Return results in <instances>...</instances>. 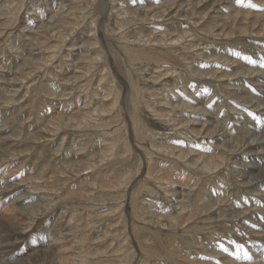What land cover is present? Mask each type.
<instances>
[{"label":"rangeland","instance_id":"1","mask_svg":"<svg viewBox=\"0 0 264 264\" xmlns=\"http://www.w3.org/2000/svg\"><path fill=\"white\" fill-rule=\"evenodd\" d=\"M97 1L0 0V257H9L0 264H264V144L254 147L257 159L244 151L254 138L264 143V0H178L171 17L160 14L173 0ZM104 1L118 7L104 10ZM124 7L126 15L118 12ZM178 7L188 16L177 15ZM206 8L209 14L194 24L198 9ZM180 28L189 32L184 45L191 58L206 55L193 61L205 72L191 74L176 48L158 62L165 65L158 69L170 71L157 83L179 71L181 83L170 86L175 105L199 104L220 132H230L228 160L212 172L199 156H224V136L202 140L184 132L194 141L150 142L133 119L150 98L132 92L130 75L158 70L144 49L158 51L161 43L149 37L175 39ZM91 29L106 46L101 39L88 47ZM109 66L117 99L98 80ZM185 85L188 93L180 89ZM185 110L173 113L178 118L163 110L161 118L175 131L184 126L181 115L202 116ZM175 151L189 156L181 159ZM191 160L196 164L189 167ZM164 175L173 181L180 175L185 187L175 188L192 190L185 218L173 209L174 198L146 187L149 180L172 189ZM243 175L255 184L243 187L236 181ZM213 214L216 219L209 218Z\"/></svg>","mask_w":264,"mask_h":264},{"label":"bare ground","instance_id":"2","mask_svg":"<svg viewBox=\"0 0 264 264\" xmlns=\"http://www.w3.org/2000/svg\"><path fill=\"white\" fill-rule=\"evenodd\" d=\"M95 1H97V0H95ZM143 1V0H142ZM142 1H140V2H142ZM145 1V0H144ZM164 1V0H163ZM193 1V0H192ZM210 1H212V0H210ZM98 2V1H97ZM112 2H113V0H112ZM198 2V1H197ZM208 2H209V0H208ZM217 2V1H216ZM219 2V1H218ZM259 2H260V0H259ZM102 3V2H101ZM154 3V2H153ZM167 3V5L165 4V6L162 8L163 10L161 11L162 13L160 14L161 16H170L171 17V9H173V6L174 5H176L177 4V6H180V5H178V0H173L172 1V3L171 4H168V2H166ZM134 4V3H133ZM132 4V5H133ZM193 4V3H192ZM191 4V5H192ZM264 4V3H263ZM262 4V5H263ZM104 10H107L108 8H110V9H114V8H116V7H118L117 6V4L115 5V4H113V3H111V6H110V4L109 3H107L106 1H104ZM131 5V4H130ZM132 5H131V7H132ZM141 5V4H140ZM143 5V4H142ZM149 5V4H148ZM200 5H201V3H200ZM199 6V5H198ZM96 7V6H95ZM142 7V6H141ZM144 7H148V6H146V4H145V6ZM175 7V6H174ZM196 7V6H195ZM206 7V6H205ZM204 7V8H205ZM133 8H135L134 6H133ZM133 8H130L129 7V9L131 10L130 12L131 13H133L132 12V9ZM138 8V7H137ZM179 8V7H178ZM203 7H201V9H202ZM214 8V7H213ZM144 8H142V10H143ZM148 9V8H147ZM158 10H161V8H157ZM179 9H181V8H179ZM201 9H198V11L196 12L197 13V17H199L198 19L196 18V20H194L193 21V23L194 24H197V22L199 21V20H202L203 18H205L206 17V15H208L209 14V12L207 11V8H206V10H204V12L201 10ZM115 10V9H114ZM200 10V11H199ZM133 11H134V9H133ZM196 11V10H195ZM118 12H122L123 14H125L126 15V13H129V10L127 9V8H123L122 10H119ZM173 12V11H172ZM177 12V15H178V13H179V15H181V16H185V17H187L188 15V12H187V10L184 12L183 11V9H181V11H179V10H177L176 11ZM206 12V13H205ZM238 12V11H237ZM241 12V11H240ZM130 13V14H131ZM135 13H138L137 11L135 12ZM134 13V14H135ZM140 13V12H139ZM146 15H145V18H146V16L149 14V12H144ZM150 13H151V11H150ZM239 13V12H238ZM157 14V13H156ZM156 14H154V15H156ZM124 15V16H125ZM141 15V14H140ZM159 15V16H160ZM175 15V14H174ZM177 15H175V17L177 16ZM190 15V14H189ZM195 16V15H194ZM234 16V15H233ZM136 17V16H135ZM140 17V19L142 18L141 16H139ZM118 18V17H117ZM120 18V17H119ZM126 18V17H125ZM151 18V17H150ZM155 18V17H154ZM160 18V17H159ZM239 18V17H238ZM121 19H122V17H121ZM156 19H157V17H156ZM162 19H164V17L162 18ZM166 19V18H165ZM164 19V20H165ZM177 19H178V17H177ZM260 19V18H259ZM114 20H116V19H114ZM125 20V19H124ZM126 20H128V19H126ZM192 20H193V18H192ZM240 20V19H239ZM47 21V20H46ZM123 21V20H122ZM143 21V20H142ZM157 21V20H156ZM166 21V20H165ZM204 21V20H203ZM258 21V20H257ZM260 21V20H259ZM115 22V21H114ZM120 22V21H119ZM136 22H137V20H136ZM139 22H141V21H139ZM241 22V21H240ZM128 23V22H127ZM205 23H206V21H205ZM66 24V23H65ZM82 24V23H81ZM121 24V22L118 24V25H120ZM125 24V23H124ZM132 24V23H131ZM263 24V23H262ZM67 25V24H66ZM114 25V24H113ZM206 26L207 25H209L208 23L207 24H205ZM36 26V25H35ZM41 26V25H40ZM115 26V25H114ZM113 26V27H114ZM128 26V25H127ZM113 27H110L111 28V30H115V28L114 29H112ZM120 28H121V26H119ZM119 27H118V29H119ZM65 28H67V27H65ZM123 28V27H122ZM130 28V27H129ZM198 28V27H197ZM96 29V28H95ZM124 29H126V28H124ZM226 29H227V27H226ZM239 29V28H238ZM120 30V29H119ZM180 31V34H179V36L177 37V38H175L174 39V36L173 37H169V34H165V35H160V36H155L154 38H150L149 37V39H148V41L147 42H150V43H153V42H155V43H161V45H159L161 48H158V49H160V50H158L157 51V49L156 48H154L155 46L153 45V46H150V48H152V49H149L148 47L147 48H145L144 47V45H142L145 49H144V51H146V52H148V57L146 58V59H148L149 60V62L150 61H155V63H158V62H160V60H166L167 61V58H165L166 56H164L165 54L168 56V57H171L172 58V56L173 55H175V54H177V53H175V49L177 48L178 49V51H181L180 52V54H177L176 56L179 58V59H182L184 62H186V66L188 67V69L191 71V74H193L194 76H197V77H202L203 76V74L202 73H204L205 72V70H203L202 71V69L200 70V69H198V68H196L194 65H193V61H194V58H200V57H205L206 55H202V53H200V52H197L196 53V55H195V57L194 58H191V56L189 55V54H191V52L189 51V47H185L186 45H184L185 44V41H187V40H185L184 41V39H185V37H187L186 35H187V33H189V32H187V31H181L182 29L180 28L179 29ZM237 30V29H236ZM239 30H241L240 32H244V33H247V32H249V30L247 29V30H245V29H239ZM91 31L93 32L92 34H93V36L92 37H90V40H91V42H89V44H88V47L89 46H96L100 41H101V39H102V37H100V35L99 34H97L96 32L98 31V30H92L91 29ZM115 31H117V30H115ZM124 31V30H123ZM122 31V32H123ZM128 31V30H127ZM221 31V33L222 34H229V36L231 35L232 36V34H235L236 33V31H233L232 33L230 32H225V29H221L220 30ZM253 31H255V30H252V32ZM138 32H142V31H138ZM137 32V33H138ZM128 33V32H127ZM132 33V32H131ZM135 33V32H134ZM178 33V32H177ZM120 35H122V34H120ZM135 36H136V34H134ZM139 35V37H140V34H138ZM141 35H143V34H141ZM153 35V34H152ZM29 36V35H28ZM130 36H132L133 37V34L131 35L130 34ZM146 35H143V38H146L145 37ZM262 36H263V34H262ZM130 38V37H129ZM142 38V37H141ZM64 39H66V38H64ZM124 39H125V37H124ZM130 39H132V38H130ZM147 39V38H146ZM126 40V42H128L127 40H128V38L127 39H125ZM142 40V39H141ZM145 40V39H144ZM134 41H135V39H134ZM130 42H133L132 40L131 41H129V43ZM191 42V41H190ZM101 43H102V45L103 46H106L105 45V41H104V39H102V41H101ZM140 43V42H139ZM131 44V43H130ZM138 44V43H137ZM146 44V43H145ZM154 44V43H153ZM250 44V43H249ZM101 45V46H102ZM133 45V44H132ZM152 45V44H151ZM125 46H127V45H125ZM129 46H131V45H128V47ZM142 46H140L141 48H142ZM146 46V45H145ZM147 46H149V45H147ZM180 46L182 47V48H180ZM97 47V46H96ZM99 47V46H98ZM138 47V46H137ZM134 48H136V47H134ZM185 48H188V50H186ZM94 49H96V48H94ZM126 49V48H125ZM127 50V49H126ZM131 50V49H130ZM136 50V49H135ZM139 50V49H138ZM163 50V51H162ZM210 51H212V52H214L215 50H211V49H209ZM154 51H156V53L157 54H155V52ZM159 51L161 52V53H159ZM151 52H154V54L153 53H151ZM209 52V51H208ZM219 52V51H218ZM141 53V52H140ZM164 54V55H163ZM135 56H136V54H134ZM141 55V54H140ZM155 55H157L158 57H155ZM161 55H163V57L162 58H160V56ZM190 57L191 59H193L192 60V62L190 61V60H188L187 61V57ZM213 56H215V53L214 54H212V55H209V58H212ZM104 57V56H103ZM220 56H218V58H219ZM145 58V57H144ZM208 58V57H207ZM136 59H138V57H136ZM140 60H142L141 58H139ZM213 59H214V57H213ZM216 59V58H215ZM132 60H134V59H132ZM219 60H221V59H219ZM233 60V59H232ZM90 61V60H89ZM139 61V60H138ZM145 61V60H144ZM140 62V61H139ZM233 62V61H232ZM154 63V62H153ZM175 63V62H174ZM229 65V64H228ZM163 66H165V65H163V64H160V63H158V66L156 67V69H158V68H162ZM132 71H134L133 69H132ZM168 71H170L169 69H168ZM168 71H165V70H162V69H158V70H156L155 72H153L151 75H145L144 74V76L143 77H138V75H135V74H133V75H130V79H131V83H130V86H131V89H132V92L133 93H135V94H137V95H139V94H141L142 92H143V94H144V96H147V97H149L150 99H148L149 101H142L141 103L143 104V106H144V104L146 105V107L143 109V108H141V109H139V112L135 109V111L137 112L136 114H135V116L133 117V119H134V123L137 125V127H139L140 128V130L143 132V135H145V137H147L148 139H149V141L150 142H153L154 140H157L156 139V137H160L161 139L163 138L164 140L165 139H172V140H176V139H180V140H187V141H191V142H193L194 140V138L193 139H191V140H188L189 138H187L186 136L187 135H189L190 134V132H191V136H196L197 138H198V135L200 136V137H202V140L205 138V137H210V138H213V137H217V138H215L217 141L218 140H220V138H221V135H222V137L224 136V140L225 141H222V142H224V143H222V145H224V147L226 148V149H224L226 152H225V155L224 156H221V157H219L218 156V158L215 156V157H213V156H211V159L207 156V154H206V157H203L204 156V154H201L199 157H201L202 159H204V165H203V162H202V167L204 168V170H206V171H215L216 169H218V166H219V164H222L226 159L228 160V158H226V157H228V154H230L229 152L230 151H228L227 150V148H230V146L232 145V143L228 140L229 138H231V136L228 134V132L229 131H224V132H220V131H222V130H220L219 128H218V126L216 125V121H214V120H212V118H211V113H209V112H207V110L205 109V107H198L197 105H199V104H197V105H192V104H187L186 102H184V101H182L181 100V103L180 104H178V106L177 105H175V104H177V102H173V100H176V99H173V98H175V96H177V94H174V89H171L170 88V86H171V84L172 85H174V84H178V83H181V81H180V76H181V73L179 72V71H177V70H173V76H171L170 78H171V80H168L167 78V81L166 80H164V81H166V82H164L163 84L162 83H157V80H158V76H160V75H164V76H166V75H168V73L166 74V72H168ZM186 71H188V70H186ZM165 72V73H164ZM207 72V71H206ZM240 72V71H239ZM92 73V72H91ZM94 73V72H93ZM209 73V72H208ZM215 76H217V78H219V76H220V74L219 75H217V73L216 72H214L213 73ZM221 75H223V74H221ZM95 77V76H94ZM94 77H93V74H92V76H90V80L91 81H93L94 80ZM167 77V76H166ZM113 78V76H112V70H111V67L109 66L108 68H107V70L105 71V73H104V75H101V74H99L98 75V80H99V84H104V90H106L107 91V95H108V97H114V94L116 93V90H115V84H114V82L112 81V83H111V79ZM168 78H169V76H168ZM79 79V78H78ZM108 82H110V83H108ZM172 82V83H171ZM258 82V81H257ZM112 84V85H111ZM71 88V87H70ZM180 89H182V90H184L185 92H187L188 93V91H187V85H185V86H183V87H181L180 86ZM8 91V90H7ZM165 91V92H164ZM176 93V92H175ZM184 93V92H183ZM196 93H197V91H196ZM181 94V93H180ZM187 96H188V94H187ZM189 96H190V92H189ZM120 97V95H116L113 99H117V98H119ZM184 98H186V96H183ZM180 98V97H179ZM181 99V98H180ZM196 99V98H195ZM253 99V98H252ZM169 100H170V102H169ZM188 100V99H187ZM192 100V99H191ZM194 100V99H193ZM197 100V99H196ZM189 101V100H188ZM202 101H204V99L202 100ZM258 101V100H257ZM92 102H93V100H92ZM154 103V105H156L155 106V108H153L152 106H148L147 104H149V103ZM159 102H164V103H159ZM190 102V101H189ZM192 102V101H191ZM194 102V101H193ZM192 102V103H193ZM196 103V102H195ZM201 103V102H200ZM260 103V102H259ZM263 103H264V101H263ZM262 103V104H263ZM230 105V104H229ZM148 106V107H147ZM181 106H182V109H181ZM200 106V105H199ZM185 108H188V109H192V110H195L194 112H201L200 114H202V116H200L199 118H188L187 116H185V114H183L184 115V117H183V115H181L182 117L180 118V123H182L184 126H183V128H177V129H175V131L173 130V129H170V125H168V123H166V122H169L170 120H164V119H162L161 118V116H165V114L164 113H161V111H163V110H165V111H167V112H169L168 114L169 115H174L173 113H177V112H180V111H184V113L185 112H187L186 110H185ZM138 109V108H137ZM191 110H189L188 112H190ZM182 113V112H181ZM187 114V113H186ZM189 114V113H188ZM195 115V114H194ZM199 116V115H198ZM174 117H177L176 115H174ZM170 118H172V117H170ZM178 118V117H177ZM62 119V118H61ZM64 119V118H63ZM167 119V118H166ZM171 121H172V119H171ZM176 121V120H175ZM63 122V121H62ZM62 122H61V124H62ZM69 122V121H68ZM69 126V125H68ZM74 126V125H73ZM76 128V127H75ZM190 131H189V130ZM222 129V128H221ZM251 129H253V128H251ZM168 130H171L172 132H173V134H172V132H169ZM182 131H183V133H182ZM254 131V130H253ZM184 132L185 133H188L187 135L186 134H184ZM263 132V131H262ZM261 132V133H262ZM230 133V132H229ZM257 133H260V132H258V130H255L254 131V133H251V134H255V135H257ZM199 137V138H200ZM204 137V138H203ZM257 137H261V136H257ZM209 138V139H210ZM201 139V138H200ZM200 139H198V140H200ZM206 140V139H205ZM171 141V140H170ZM196 141H197V139H196ZM201 141V140H200ZM210 141V140H209ZM191 142H190V144H191ZM202 142V141H201ZM212 142V141H211ZM206 143V142H205ZM217 143V142H216ZM219 144V143H218ZM258 144H264L263 143V139H256V138H254V139H252V141L250 142V143H248V146H247V144H245V148H244V151H248V152H250V153H252V154H254V155H256V159H257V157H260V152L258 151V150H256L255 148V146H257ZM244 145V144H243ZM219 146V145H218ZM260 146V145H259ZM258 146V147H259ZM164 147H166V146H164ZM179 147V146H178ZM255 147V148H254ZM263 147V146H262ZM243 148V147H242ZM184 149V148H183ZM239 149V148H238ZM223 150V151H224ZM182 151V150H181ZM202 151V150H201ZM176 152V151H175ZM183 152V151H182ZM238 152V151H237ZM262 153L264 152V150L262 149V151H261ZM174 153V152H173ZM184 153V152H183ZM188 153V152H187ZM175 154V153H174ZM214 154V153H213ZM175 155H178V157H180L181 159H184L185 160V158H187L189 155L188 154H181V153H177L176 152V154ZM161 157V156H160ZM263 158H262V156H261V160H262ZM187 163H188V165H189V167L191 166V164H193V165H195L196 163H194V162H192V160H191V162L190 161H186ZM196 162H198V161H196ZM184 163V162H183ZM231 163V162H230ZM181 164V163H180ZM261 167V166H260ZM222 170V169H221ZM149 172V171H148ZM219 172V171H218ZM221 172V171H220ZM219 172V173H220ZM259 172V171H258ZM263 173V172H262ZM150 174H152V173H150ZM226 174V173H225ZM228 174H226V176H227ZM166 176V177H165ZM214 176H219V177H221L222 178V175H220V174H216V175H214ZM213 176V177H214ZM180 177V175H178L177 176V178H176V180L175 181H173V180H171V178L169 177V176H167V175H164V177H163V179H162V177H161V179L162 180H165V179H169V180H171V183L173 184L172 185V189L171 188H167V187H162L163 186V184H161L160 182H154V184H153V182H149V180H147V182H146V184H147V186L146 187H148V189L151 187L149 184H151V185H153L154 187H157V192L159 193L160 192V194L161 195H163V196H165V194L164 193H166V194H168L167 196H168V199L169 198H174L175 199V201H173V203H174V205H173V209L176 211V214L178 213L180 216H181V218H185V215H181V214H184V212L185 211H187L188 210V208L189 207H191V206H193L192 204L190 205V203H192V198H189V195H191L192 194V190L191 189H186V188H184L185 186L184 185H182L181 183H179V178ZM248 178V176L246 175H243V176H241V177H236V179H238V180H236V181H238V183H241L242 182V184H243V187H245L246 188V186L247 187H252L251 185L255 182V180H256V178H252V180H248L247 178ZM223 178L225 179L226 177L225 176H223ZM261 180H263V179H261ZM236 181H235V183H236ZM222 182V181H221ZM261 182H263V181H261ZM160 183V184H159ZM223 183V182H222ZM237 183V184H238ZM177 184H179V185H182V186H184L183 188H175V185H177ZM255 184V183H254ZM159 185V186H158ZM161 185V186H160ZM160 187H162V188H160ZM256 189H257V187H256ZM255 189V190H256ZM151 190H152V192L154 191V188L152 189L151 188ZM258 190V189H257ZM259 190H260V188H259ZM258 192V191H257ZM256 192V193H257ZM262 192V191H261ZM195 193V192H194ZM259 193H260V191H259ZM258 194V193H257ZM167 197H165V199H166ZM164 199V198H163ZM170 200V199H169ZM154 201V200H153ZM171 201V200H170ZM186 201V202H185ZM162 202H164V201H162ZM166 202V201H165ZM240 207V206H239ZM200 208V207H199ZM222 208V207H221ZM245 208V207H244ZM191 209V208H190ZM189 209V210H190ZM237 209V208H236ZM194 211V210H193ZM192 211V212H193ZM234 211V210H233ZM241 211V210H240ZM243 212V211H242ZM217 213V212H216ZM231 213V212H230ZM172 214V213H171ZM189 215H190V217L192 218V217H194L195 215H196V213L195 212H193V213H188ZM232 214H234V212H232ZM240 214V213H239ZM174 215V214H173ZM217 215V214H216ZM216 215L215 214H213L212 216H210L209 218H211V217H213V219H216L217 217H216ZM234 216V215H233ZM176 217V216H175ZM178 218H180V217H178ZM187 218V217H186ZM176 219V218H175ZM176 221V220H175ZM173 222V221H172ZM179 222V221H178ZM176 223V222H175ZM255 223V222H254ZM164 224H168V223H164ZM178 224V223H177ZM260 224H261V222H260ZM255 226V225H254ZM258 227V226H257ZM260 230H262V228H260ZM261 234V232H259L258 233V235H260ZM263 234V233H262ZM2 241V240H1ZM5 247V246H4ZM6 248V247H5ZM33 249V248H32ZM37 252V251H36ZM5 254V253H4ZM7 254V253H6ZM9 254V253H8ZM0 255H2V252H0ZM254 256V255H253ZM228 257V256H227ZM226 257V258H227ZM11 258V257H10ZM9 259V257H7V259H2L1 257H0V262H5V261H7ZM69 260V259H68ZM228 260H229V258L227 259V262H228ZM231 260V259H230ZM229 260V261H230ZM76 261V260H75ZM9 262H10V260H9ZM227 262H223V263H227ZM234 264H235V261L233 262ZM11 264V263H10ZM252 264V263H251Z\"/></svg>","mask_w":264,"mask_h":264}]
</instances>
